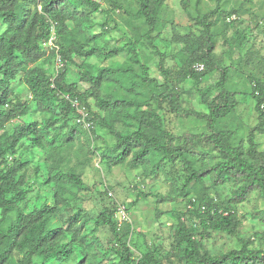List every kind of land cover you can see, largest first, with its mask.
<instances>
[{"label": "trees", "instance_id": "16d2710c", "mask_svg": "<svg viewBox=\"0 0 264 264\" xmlns=\"http://www.w3.org/2000/svg\"><path fill=\"white\" fill-rule=\"evenodd\" d=\"M76 1L78 4L92 7L94 11L100 9L99 3L89 0ZM139 1L140 9L135 16L145 17L149 28L143 37L149 38L152 47L157 50L151 34L156 29L163 0ZM217 10L212 13L215 14ZM234 12L237 11L229 12V17L235 15ZM75 13L76 5L72 0H0V264H97L99 253L104 249L100 248L99 252L95 249L89 232H95L102 227H107L111 232L108 247L103 251V256L110 259L105 264H264V248H252L246 241L238 249L219 254L211 253L204 248L202 240L194 232L197 228L188 227L180 218L175 236L178 262L171 259L164 262L156 248H148L136 255V246L131 237L133 225L127 220L121 221L118 216L120 206H124L126 210L125 205L118 206L114 201L107 205L95 218L93 228L91 219L83 214L82 209H77L64 220L62 210L71 203L64 195L68 190L67 185L71 184L79 190L84 186L82 177L72 171L64 172L59 169L54 173L48 172L43 178V186L49 187L48 193L53 191V203L49 202V198H45L43 202L28 210V196L37 181L31 182L29 179L28 167L32 158L18 156L19 148L28 142L27 150L37 147L45 149L44 137L50 133L51 128L57 129L54 125L58 121L63 119L67 124L74 118L75 123L71 129L73 134L78 129L95 131L96 121L98 124L102 123L117 140L114 146L117 153L113 155L108 152L103 157L109 166L125 161L132 153V163L139 165L151 154L158 153L161 157L155 166L157 171L169 159L173 160L177 155H182L185 147L184 144H176L179 137L166 127L163 115L165 105H169L173 112L205 116L212 128L216 127L219 119L229 116L238 105L237 101L231 100L229 96L228 70L223 68L217 82L221 92L209 103L210 112L202 114L184 109L180 106L181 93L169 76H166L164 83L151 76L149 66L140 58L138 41L126 43L133 55L125 66H119L117 69L100 67L94 74L90 65L82 64V80L89 82L91 86L81 91L76 82L67 78L66 60L75 62V55L89 58L99 55L101 51L98 48L85 49L87 44L79 42L72 35L70 24L68 26L66 22L74 21ZM208 17L205 15L204 20ZM237 20L236 16L231 22ZM52 22L57 30L56 44L65 61L54 81L52 78L55 72L50 71L49 63L55 60V50L48 47V51L44 49V43L51 36ZM202 22L205 23L203 20ZM205 25L207 30L203 48L195 44H189L186 48L189 50V56L185 60L181 80L188 77L199 79V76L207 74L215 66V44L210 33V24ZM118 51L119 48L103 53L108 58ZM163 59L162 54V66ZM197 63L204 64L203 71L195 69ZM133 64L140 70H135ZM164 71L168 74L167 70ZM116 72L138 76L139 85L150 90L162 89L158 98L156 94L150 98L156 99L157 106L153 109L143 108L150 102L149 99L137 100L132 95L136 82L127 90V96L118 93L113 87V93L102 97L101 87H110V83L116 82L115 77L111 78ZM18 86L29 89L31 100L37 109H59L61 117L51 116L44 126H39V122L34 118L35 111L32 110L30 100H22L16 92ZM67 95L86 106L88 119L93 121L92 129H87L84 124L77 122L79 112L66 98ZM252 96L256 100L261 122L250 132L247 153L240 145L232 144L231 131H218L211 136V140L221 151L222 160L211 168L199 170L192 167V173L186 177L184 190L194 182L203 181L204 176L211 172L215 185L224 184L231 179L243 181L232 193L231 201L235 204L245 201L255 190H259L264 197V152L258 150L256 140V130H264V83L257 81L254 84ZM91 99H96L99 107L108 110L109 116L102 118L92 111ZM28 116L31 117L28 121L19 122L20 118ZM15 120L17 122L14 123ZM118 123L121 125H117ZM62 134H55V139H60ZM69 140L68 138L67 141ZM36 175L41 177L39 167ZM184 195H188V191H185ZM187 203L204 231L213 230L231 235L237 233L239 218L233 205H222L207 195L198 199L189 198ZM94 240L97 242V238Z\"/></svg>", "mask_w": 264, "mask_h": 264}, {"label": "rangeland", "instance_id": "374dc122", "mask_svg": "<svg viewBox=\"0 0 264 264\" xmlns=\"http://www.w3.org/2000/svg\"><path fill=\"white\" fill-rule=\"evenodd\" d=\"M72 1L76 5V19L71 23L66 22L68 26L70 24L72 35L79 42L87 44L85 49L98 48L101 51L99 55L89 58L75 55V62L66 60L67 78L76 82L81 91L91 86L82 80V64L90 65L94 74L100 67L117 69L125 66L133 55L126 43L138 41L140 58L149 66L151 76L164 83L168 75L181 93L180 106L184 109L202 114L210 112L209 103L221 92L217 82L223 68L228 70L229 96L238 105L229 116L219 119L215 128L210 127L209 119L205 116L173 112L169 105H165L163 115L166 127L179 137L176 144H184L185 147L182 155L169 159L157 171L155 166L161 157L158 153L151 154L139 165L132 163V153L125 161L109 166L103 159L105 153H117L114 150L117 140L111 131L96 121V132L78 129L73 134L71 129L75 119H70L67 124L62 119L54 125L57 129L51 128L44 137L45 149L37 147L27 150L28 142L19 148L18 156L32 158L28 167L29 179L31 182L37 181L28 196V210L45 198L53 203V191L48 193L49 187L43 186V178L48 172L54 173L60 169L75 172L84 181L81 190L67 185L68 190L64 195L71 203L62 210L64 220L77 209H82L83 214L91 219L93 228L95 218L107 205L113 201L118 206L125 205L126 219L133 225L131 237L136 246V255L148 248H156L164 262L170 259L178 262L175 236L179 218L188 227L197 228L194 231L197 237L202 240L204 248L213 254L238 249L245 241L252 248H264V197L259 190L252 192L245 201L235 204L231 201L232 193L243 181L231 179L215 185L211 172L204 176L203 181L194 182L184 190L186 177L192 173V167L199 170L211 168L222 160L221 151L211 140L212 135L222 130L231 131L232 144L240 145L247 153L250 132L261 122L252 91L257 81L264 83V0H199V3L198 0H163L156 29L151 34L157 50L152 47L149 38L143 37L149 28L145 17L135 16L140 9L139 0H105L98 11L88 5L78 4L76 0ZM233 10L237 11L234 13L238 20L229 22L228 13ZM205 15L209 16L206 20ZM202 20L210 24L215 44V66L207 74L199 76V79L188 77L181 80L185 60L189 56L187 46L195 44L203 48L205 44L203 41L207 27ZM94 36H97L96 39L91 40ZM118 48V53L108 58L103 53ZM44 49L48 51L46 46ZM133 66L135 70H140L136 64ZM49 68L55 72V60L50 61ZM112 77L117 81L110 83V87H101L102 97L113 93V87L118 93L127 96V90L136 82L132 95L137 100L149 99L150 102L143 108L153 109L157 106L156 99L150 98L153 94L158 98L162 89H155L152 85L154 89L150 90L139 85V77L132 73L116 72ZM16 92L22 100H30L39 126H44L51 116L61 117L59 109H37L27 87L18 86ZM96 101L90 100L92 111L102 118L108 117L109 111L99 107ZM30 118H20L19 122ZM57 133H63V136L55 139ZM256 140L258 150L264 152V130H256ZM37 167L40 168L41 177L36 175ZM185 191H188V195H184ZM206 195L222 205L234 206L239 218L236 234L203 230L199 219L191 213L187 200ZM118 216L122 217L119 213ZM89 237L99 252L100 248L105 250L108 247L111 232L107 227H102L95 232L90 231ZM94 238H97V242ZM103 251L99 253L97 264H105L110 260L103 256Z\"/></svg>", "mask_w": 264, "mask_h": 264}, {"label": "built area", "instance_id": "2783aa9c", "mask_svg": "<svg viewBox=\"0 0 264 264\" xmlns=\"http://www.w3.org/2000/svg\"><path fill=\"white\" fill-rule=\"evenodd\" d=\"M91 2H94V3H103L105 0H89ZM234 19H236V16L235 15H232L230 17H228V21H233ZM50 38L48 41H46L44 43V45L48 48H51L53 50H55V62H56V75L54 77V79L58 76L60 70L64 67L65 65V61L63 60V57L62 55L60 54V51H59V46L56 44V39H57V30H56V25L52 22L51 24V34H50ZM205 68L204 64L202 63H197L195 65V69L197 71H203ZM53 79V80H54ZM68 100L71 101V104L78 110L79 112V116H78V119H77V122L79 123H82L84 124L83 126L87 129H92L93 128V121L89 120L88 119V116H89V112L86 108V106L82 105L80 103L79 100L77 99H70V96H66ZM126 210H125V207L124 206H120L119 208V214L122 215V217H119L120 220L122 221L123 219L124 220H127L126 219Z\"/></svg>", "mask_w": 264, "mask_h": 264}, {"label": "clouds", "instance_id": "9594fccd", "mask_svg": "<svg viewBox=\"0 0 264 264\" xmlns=\"http://www.w3.org/2000/svg\"><path fill=\"white\" fill-rule=\"evenodd\" d=\"M230 22V21H229ZM55 72H56V69H55ZM55 75H56V73L54 74V77H55ZM54 77L52 78V81H54L53 79H54ZM68 96V95H67ZM67 98V97H66Z\"/></svg>", "mask_w": 264, "mask_h": 264}]
</instances>
